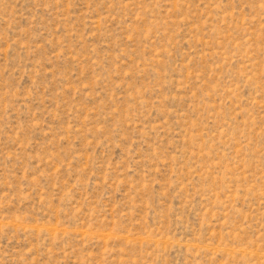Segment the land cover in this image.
<instances>
[{
	"label": "rangeland",
	"instance_id": "374dc122",
	"mask_svg": "<svg viewBox=\"0 0 264 264\" xmlns=\"http://www.w3.org/2000/svg\"><path fill=\"white\" fill-rule=\"evenodd\" d=\"M0 264H264V0H0Z\"/></svg>",
	"mask_w": 264,
	"mask_h": 264
}]
</instances>
